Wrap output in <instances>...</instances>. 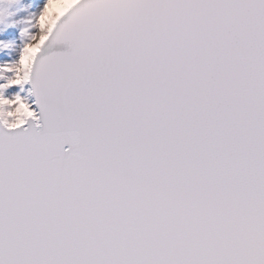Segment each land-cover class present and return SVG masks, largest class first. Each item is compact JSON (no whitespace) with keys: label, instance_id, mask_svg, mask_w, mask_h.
Returning <instances> with one entry per match:
<instances>
[{"label":"snow or ice","instance_id":"1","mask_svg":"<svg viewBox=\"0 0 264 264\" xmlns=\"http://www.w3.org/2000/svg\"><path fill=\"white\" fill-rule=\"evenodd\" d=\"M0 264H264V0H0Z\"/></svg>","mask_w":264,"mask_h":264}]
</instances>
